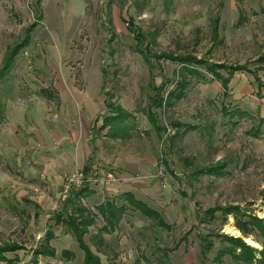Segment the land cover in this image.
<instances>
[{"label":"rangeland","instance_id":"rangeland-1","mask_svg":"<svg viewBox=\"0 0 264 264\" xmlns=\"http://www.w3.org/2000/svg\"><path fill=\"white\" fill-rule=\"evenodd\" d=\"M13 1H0L2 143H6L10 133L6 109L18 104L21 109L26 107L28 98L40 96L43 86L51 90L48 82L55 77L64 82L76 77V88L95 95L100 92L103 100L104 94L111 95L134 117L126 123L131 129L129 139H109L104 136L106 131L98 135L93 158L96 165L87 176L100 177L109 171L126 176L129 181L112 185L128 184L125 187L132 189L136 199L157 211L169 228H160L128 207L112 234H99L98 238L103 239L99 245L94 237L104 223L96 214V223L84 239L103 264H215L227 245L222 236L241 239L260 250V237H244L236 222L248 216L264 219V123L259 122L264 120V92L262 96L238 92L236 85L243 79L252 84V78L244 74H237L231 82L227 98L222 97L219 83L193 79L182 101L168 110L156 111V129L147 116L154 95L150 79L154 77L157 86L172 81L178 66L169 61L154 62L155 70L150 72L142 57L134 52V40L125 22L133 19L143 32L155 33L151 46L156 53L244 65L264 55V0ZM239 11L245 18L241 25L237 24ZM216 17L220 19L223 40L220 46H214L210 39L211 22ZM49 21L59 24L57 32ZM33 24L36 28L30 35V45L3 72L7 51L23 42L26 29ZM219 73L226 76L223 70ZM259 75L264 83V71ZM166 89L172 90L173 85L166 83ZM223 107L228 115L223 113ZM236 111L245 115L230 117ZM105 113L103 108L101 114ZM172 123L195 129L176 130ZM11 125L19 136L14 127L18 123ZM215 163H225L223 176L194 177L196 169ZM76 167L80 168L74 166L71 170ZM23 168L15 165L13 157L0 156V186H4L0 187V243L23 245L22 250L6 257L13 259L14 264H34L32 250L50 231L54 236L50 245L56 256L39 258V264H82L83 253L74 237L64 225L56 223L55 215L64 209L59 192L47 194L42 185L31 190L29 182L22 178ZM160 169L163 176L158 174ZM85 186L95 196H83L81 204L93 213L106 199L125 204L122 194L126 190L110 195V186L88 183L71 193ZM229 206H238L241 214L223 216L218 211L211 219L205 214L209 209ZM68 209L71 212V206ZM206 235H211L213 248L203 260L201 245ZM62 251H69L74 257L68 260L61 256ZM220 264L238 263L221 255Z\"/></svg>","mask_w":264,"mask_h":264},{"label":"trees","instance_id":"trees-1","mask_svg":"<svg viewBox=\"0 0 264 264\" xmlns=\"http://www.w3.org/2000/svg\"><path fill=\"white\" fill-rule=\"evenodd\" d=\"M219 17H216L211 22V42L214 46L222 45L223 40L220 37L219 28ZM245 21L241 11H239V19L237 24L241 25ZM127 31L132 35L134 40V52L139 54L143 61L149 67L150 72L155 70L154 62L169 61L171 63L177 64V70L173 72V80H166L160 86H157L154 82V77L150 79V88L154 92V95L150 98V103L148 105L147 116L148 120L152 125L156 127L157 117L156 111L168 110L176 103H179L186 97L187 90L191 85L193 79L206 80L208 82H217L221 86L222 97L227 98L230 96L229 84L236 73H247L251 75L255 81L258 90L264 91V83L259 77V72L264 70V57H259L254 63H246L244 65H223L209 63L205 59H197L192 55H176L173 53H156L152 49V43L155 42L156 34L152 32H143L137 25H135L134 20L131 19L125 22ZM35 24L27 28L25 31V37L23 42L14 45L11 49L7 51L6 57L4 59L3 72L8 71L16 57L19 55L21 50L26 47L30 41V34L35 28ZM250 65H257L251 68ZM223 70L226 76L219 73ZM211 76L210 80H207L205 75ZM103 77H106V73L103 72ZM166 83L173 85V89H166ZM104 94V89H103ZM104 108L106 113L102 116V124L99 129H96L99 133L106 131L105 136L109 139L119 140V139H129L131 129L128 127L127 120L134 118L133 115L125 111L119 104L114 102V97L111 95L104 94ZM2 110V105L0 104V111ZM222 111L225 115H228L226 108L223 107ZM245 113L241 111H236L230 113V117L239 116L242 117ZM261 124L264 120L261 118L259 121ZM173 128L184 129V132L194 130L195 127L182 125L179 123H172ZM160 130V129H159ZM165 129H161V131ZM250 135H253L249 133ZM178 134L175 133V137ZM189 163V162H188ZM190 165V163L188 164ZM225 163H215L208 164L202 168L196 169L193 173L194 177L201 175H209L215 177L223 176V171L225 169ZM84 175H88L91 172V165L87 164L84 167ZM87 192V188H81L77 192L71 193L69 197L65 200L64 209L58 212L56 216V223L64 225L69 232L74 237L79 249L83 253L82 264H103L101 258L98 254L93 252L91 248L86 244L84 236L89 232V228L96 223L97 215L102 219L104 226L99 229L97 235L94 237L99 245L103 244V239L98 238L99 234L106 233L112 234L125 215L128 207L139 212L142 216L155 222L157 226L163 229H168L169 226L164 223L162 216L150 208L144 202L136 199V197L127 192L123 193L122 197L125 204L118 205L113 199H106L104 203L96 207L97 213H93L91 210L87 209L81 204L82 197ZM71 206V212L68 207ZM222 212L223 216L227 214L240 215V210L238 206H229L227 208H215L209 209L205 212L206 216L213 218L216 212ZM97 214V215H96ZM66 216L65 218L63 216ZM236 228L241 231L244 237L250 236L252 234H257L260 237L258 242L261 245L260 250H256L251 246L246 245L241 239L233 238L229 236H222V242L227 245L219 252L218 257L215 259V264H220L221 255L229 256L234 262L238 264H264V219H259L256 216H248L246 220H238L236 222ZM211 235H206L203 239V244L201 245V256L203 260L206 259L207 254L213 248V243L210 241ZM54 238L53 234L48 231L38 247L32 250V261L34 264H39L38 260L42 258H54L56 256V251L50 245L51 240ZM23 247L19 244L13 242L0 243V264H14V260L6 257L9 253H14L16 251L22 250ZM61 256L71 260L74 254L69 251H62ZM49 264V263H47Z\"/></svg>","mask_w":264,"mask_h":264},{"label":"crops","instance_id":"crops-1","mask_svg":"<svg viewBox=\"0 0 264 264\" xmlns=\"http://www.w3.org/2000/svg\"><path fill=\"white\" fill-rule=\"evenodd\" d=\"M15 1L20 2L19 0L13 2ZM49 24L54 30L56 29L55 32L60 28L59 24L53 21H49ZM29 45L27 44L21 52ZM262 56L264 57V55ZM237 74H244L252 78V84L246 79L238 83L236 85L240 88L238 92L242 94L253 92L255 95L262 96L264 91L258 90L253 77L247 73L234 74L230 84L235 80ZM76 82V77L68 78L65 82L63 78L55 77L48 82L51 90H47V86H43L46 83L43 84L44 88L41 90L40 96L29 97L28 104H25L26 107L21 109L18 104V107L14 105L8 110L6 109L9 125L7 128L10 133L7 135L6 143H2L3 139L0 140V148H2L0 156L13 157L18 168L24 167L22 178L25 177L23 179L29 182L31 190H36L42 185L45 186L47 194L55 195L59 192L61 200L64 201L63 207L69 196L62 195V187L60 188L62 176L74 166H79L82 172L87 164L91 165V170L95 167L96 163L93 162V158L98 149L97 137L104 132L99 133L96 130L101 127L103 116L101 113L104 108V100L100 97V92L95 95L78 89L75 86ZM15 122L18 123L14 127L18 129L19 136L11 127V124L14 125ZM127 185H120L121 187L112 185L108 187L107 193L111 195L121 189L133 194L130 187H125ZM84 196L93 197L95 193L93 191L86 192ZM35 206L39 205L35 204ZM35 216L37 217V213ZM21 246L23 247V245Z\"/></svg>","mask_w":264,"mask_h":264},{"label":"built area","instance_id":"built-area-1","mask_svg":"<svg viewBox=\"0 0 264 264\" xmlns=\"http://www.w3.org/2000/svg\"><path fill=\"white\" fill-rule=\"evenodd\" d=\"M159 175L163 176L160 169ZM139 180L140 177H137ZM129 179L126 176L118 175L113 171L102 174L100 177L97 175L87 176L84 175L81 168H74L64 176L62 185V195L68 196L74 188H80L88 183H95L101 186H110L114 183L127 182Z\"/></svg>","mask_w":264,"mask_h":264}]
</instances>
